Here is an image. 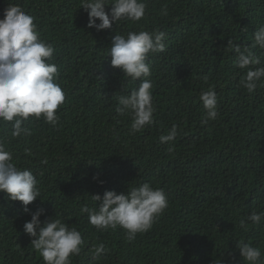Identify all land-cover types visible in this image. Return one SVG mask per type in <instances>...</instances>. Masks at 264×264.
Returning a JSON list of instances; mask_svg holds the SVG:
<instances>
[{"label":"trees","instance_id":"16d2710c","mask_svg":"<svg viewBox=\"0 0 264 264\" xmlns=\"http://www.w3.org/2000/svg\"><path fill=\"white\" fill-rule=\"evenodd\" d=\"M144 2L140 21L121 20L97 31L87 27L81 0H0L1 9L18 4L34 17L43 39L58 23L70 37L50 61L65 93L57 125L30 117L24 126L32 135L13 138L11 122L0 120V143L38 180L41 196L28 208L44 209L42 224L57 215L77 227L86 243L72 264H246L237 242L259 247L258 264H264V218L258 225L247 219L264 212V86L249 93L241 85L248 68L237 67V54L227 47L229 39L242 50L249 46L261 61L249 67H264V50L251 47L264 25V0ZM140 30L163 31L165 50L146 61L154 123L132 134L130 116L117 114V97L129 95L144 77H125L107 54L116 33ZM210 87L218 115L204 124L199 97ZM173 124L177 137L161 143ZM145 182L163 189L168 207L132 242L120 227L98 230L80 211L85 204L99 206L91 195L103 198L105 191L119 194ZM30 220L21 201L0 192V264H43L24 231ZM100 243L108 251L93 262L92 245Z\"/></svg>","mask_w":264,"mask_h":264},{"label":"clouds","instance_id":"9594fccd","mask_svg":"<svg viewBox=\"0 0 264 264\" xmlns=\"http://www.w3.org/2000/svg\"><path fill=\"white\" fill-rule=\"evenodd\" d=\"M81 5L88 14L87 27L97 31L110 29L113 22L117 24L121 20L138 22L145 16L147 8L144 0H81ZM106 5H111L109 11L105 10ZM161 12L167 15V8H162ZM45 39H53L56 48ZM69 41L64 23L50 27L49 38L45 34L43 39L34 23V17L18 4L10 3L5 10L0 8V120L11 122L13 138L32 135V130L24 126L30 117L36 120L43 118L52 126L59 122L57 109L64 103L65 93L56 82L58 68L50 61L53 53L59 52V47ZM164 41L163 31H128L126 34L116 33L108 48L111 65L121 69L125 77L131 80L144 77L139 87L132 89L129 95L117 97V114L130 116L132 134L154 123L152 83L147 79L151 75L150 63L146 61L151 53L165 50ZM256 46L264 50V25L254 33L251 47ZM227 47L237 54L236 66L240 69L248 68L241 79V85L249 93L264 86V67H249L261 63L250 47L244 46L242 50L241 45L231 39ZM199 99L205 109L202 123L215 120L218 115L215 90L210 87L207 91H201ZM177 135V125L173 124L168 134L161 135L159 140L161 143L171 142ZM24 151L31 155L30 148ZM169 151H172L171 147ZM37 185L38 180L33 172L18 167L13 162L12 152L0 143V192L6 193L11 201H21L23 211L31 214V220L24 224V231L34 238L31 245L42 257L43 264H72L71 257L79 255L81 246L86 242L77 227L66 224L57 215L42 224L40 217L44 209L31 212L28 205L41 196ZM91 199L96 205L99 202V206L89 208L85 204L80 209L82 213L88 214L89 223L98 230H115L120 227L129 242L136 239L137 233L150 230L156 218L168 207L163 189L154 188L147 182L138 187H128L119 194L116 191H105L103 198L99 194L91 195ZM262 218L264 212H252L247 219L258 225ZM239 223L242 229L247 230L245 220ZM237 247L246 264H258L261 260L259 247L243 242H237ZM91 251L92 260L96 262L108 249L104 243H100L93 244ZM215 264H222V261L218 259Z\"/></svg>","mask_w":264,"mask_h":264}]
</instances>
